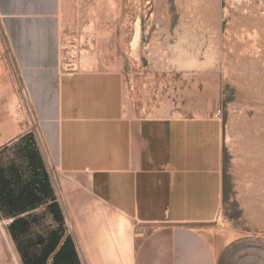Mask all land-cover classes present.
<instances>
[{"label":"rangeland","instance_id":"374dc122","mask_svg":"<svg viewBox=\"0 0 264 264\" xmlns=\"http://www.w3.org/2000/svg\"><path fill=\"white\" fill-rule=\"evenodd\" d=\"M59 21L63 77L118 78L135 120L194 123L198 162L216 135L220 206L197 226L264 237V0H61ZM6 40L0 14V264H132L151 225L89 188L68 202Z\"/></svg>","mask_w":264,"mask_h":264},{"label":"crops","instance_id":"0c3cea01","mask_svg":"<svg viewBox=\"0 0 264 264\" xmlns=\"http://www.w3.org/2000/svg\"><path fill=\"white\" fill-rule=\"evenodd\" d=\"M60 7L61 0H0L7 46L31 98L52 179L68 202L89 188L110 208L151 225L132 264H264L263 236L216 242L197 226L213 221L220 206L216 135L204 138L198 162L196 147L181 144L183 129L194 123L135 120L123 111L118 78L63 77Z\"/></svg>","mask_w":264,"mask_h":264}]
</instances>
